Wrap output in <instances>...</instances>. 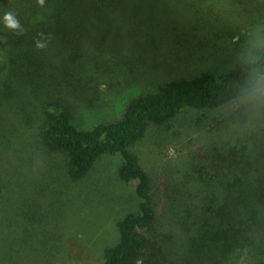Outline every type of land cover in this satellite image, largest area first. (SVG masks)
Instances as JSON below:
<instances>
[{"label": "trees", "instance_id": "1", "mask_svg": "<svg viewBox=\"0 0 264 264\" xmlns=\"http://www.w3.org/2000/svg\"><path fill=\"white\" fill-rule=\"evenodd\" d=\"M235 5L240 2L46 0L40 8L36 0H0V17L14 11L26 29L24 36H17L0 24V264L60 260L62 223L74 213L44 205L42 187L62 180L61 172L77 181L105 154L119 156L118 178L132 187L137 210L113 222L118 241L102 249L98 264H142L141 257L144 264H264L263 112L253 116L252 132L235 130L220 144L223 153L202 158L188 181H173L171 194L164 191L156 224L149 179L132 151L149 124L163 125L183 110H220L219 128L243 127L250 108L242 102L249 94L250 61L235 64L221 76L202 72L142 91L127 102L117 121L89 129L72 124L61 100L49 92L59 83L80 86L67 78L68 71L89 81L107 73L111 57L120 52L127 55L162 43V53L176 47L195 50L213 36L216 28L210 32V25L236 18ZM40 31L54 36L42 51L33 45ZM260 33L255 67L264 74V28ZM28 86L35 107L52 101L43 138L51 151L64 156L63 165L55 166L39 149L31 151L44 159L40 169L23 163L28 142L19 126L16 91ZM33 86L40 88L37 94L46 92L34 95ZM64 195L74 202L79 193L67 189ZM151 230L155 238H150Z\"/></svg>", "mask_w": 264, "mask_h": 264}, {"label": "rangeland", "instance_id": "2", "mask_svg": "<svg viewBox=\"0 0 264 264\" xmlns=\"http://www.w3.org/2000/svg\"><path fill=\"white\" fill-rule=\"evenodd\" d=\"M238 1L240 5L234 6L236 18H223L222 22H216L219 27L210 25V32H214L215 28L216 31L195 50L182 52L176 47L162 53V43L158 48L145 46L140 49L142 51L134 49L127 55L120 52L111 57L112 66L106 75L89 81L68 71L67 78L80 86L65 83L55 85L54 81L48 80V85H55L49 88V92L61 100H58L60 106L72 124L79 129H89L99 123L117 121L127 102L142 91L156 90L172 80L190 79L202 72L224 75L235 64L250 61L256 48L260 51L262 48L260 31L264 28V0ZM62 65L64 70L65 66ZM87 81L90 85L86 87ZM33 88L37 96L46 92L42 90L41 94H37L40 88ZM31 94L29 86L16 91V97L21 102L18 104L19 126L22 131L25 129L28 142L23 163L34 171L40 169L44 159L38 160L31 151L39 149L55 166L63 165L64 156L51 151L43 138L50 122L48 108L52 101L44 104V108L41 105L35 107ZM242 102L250 106L248 121L243 127L230 130L219 128L218 120L223 113L220 110H183L163 125L149 124L143 136L134 144L132 151L149 179L152 206L157 215L155 224L165 192H172L173 181H188L202 158L223 153L219 149L220 144L233 136L237 132L235 130L253 129L251 120L253 116H262L264 101L249 99L248 94ZM120 165L119 156L105 154L97 158L91 169L77 181L61 172L62 180L43 185L42 190L46 195L42 199L44 205L49 207L52 203L55 211L62 208L68 214L74 213L62 223V257L54 264H98L102 249L117 243L118 232L113 222L137 210L136 199L130 191L132 187H125L118 178ZM56 184L58 186L52 189ZM67 189L79 193L74 202L73 198L64 195ZM155 237L156 231L151 230L150 238ZM141 260L144 264L143 257ZM136 264H141V261Z\"/></svg>", "mask_w": 264, "mask_h": 264}, {"label": "clouds", "instance_id": "3", "mask_svg": "<svg viewBox=\"0 0 264 264\" xmlns=\"http://www.w3.org/2000/svg\"><path fill=\"white\" fill-rule=\"evenodd\" d=\"M37 6L40 8H44L46 5V0H36ZM0 24L3 25V28L9 32L14 33L17 36H24L26 34L25 27L21 24L20 19L14 11H5L0 17ZM54 36L51 32L45 33L40 31L36 34V37L33 40V45L36 50L42 51L47 49L52 41ZM256 48V46H253ZM259 48H256V52H254L251 57L250 63L254 66L252 70V76L248 81V88L246 91L249 93V99H256L259 101H264V74L255 67L259 61Z\"/></svg>", "mask_w": 264, "mask_h": 264}]
</instances>
